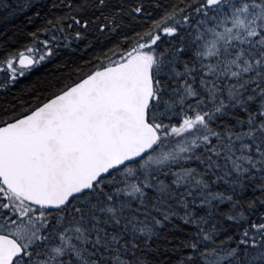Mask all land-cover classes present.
I'll list each match as a JSON object with an SVG mask.
<instances>
[{
  "label": "snow or ice",
  "instance_id": "1",
  "mask_svg": "<svg viewBox=\"0 0 264 264\" xmlns=\"http://www.w3.org/2000/svg\"><path fill=\"white\" fill-rule=\"evenodd\" d=\"M0 264H264V0H0Z\"/></svg>",
  "mask_w": 264,
  "mask_h": 264
}]
</instances>
